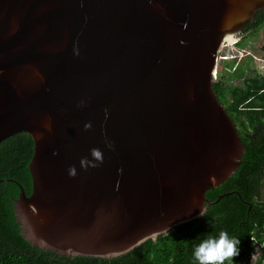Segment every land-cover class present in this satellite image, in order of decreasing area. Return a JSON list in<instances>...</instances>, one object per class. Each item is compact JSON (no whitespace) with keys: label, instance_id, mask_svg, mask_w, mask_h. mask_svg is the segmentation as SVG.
<instances>
[{"label":"water","instance_id":"obj_1","mask_svg":"<svg viewBox=\"0 0 264 264\" xmlns=\"http://www.w3.org/2000/svg\"><path fill=\"white\" fill-rule=\"evenodd\" d=\"M264 0H0V143L27 132L33 246L113 258L207 211L242 163L213 88ZM248 35V34H247Z\"/></svg>","mask_w":264,"mask_h":264},{"label":"trees","instance_id":"obj_2","mask_svg":"<svg viewBox=\"0 0 264 264\" xmlns=\"http://www.w3.org/2000/svg\"><path fill=\"white\" fill-rule=\"evenodd\" d=\"M262 11L246 25L247 34L264 26ZM246 34V35H247ZM245 47V36L238 42ZM249 57L231 64L216 76L213 88L237 125L245 146L242 163L221 186L210 189L211 201L205 215L177 225L169 234L150 238L126 254L101 258L64 256L37 248L21 234L13 200L21 187L29 195L32 179L29 163L34 140L27 132L16 133L0 143V264H196L194 245L208 236L224 231L240 240V252L233 264H251L252 255L261 248L254 264H264V74ZM225 62V60H220ZM241 80L236 83L235 81ZM227 264V262H226Z\"/></svg>","mask_w":264,"mask_h":264},{"label":"rangeland","instance_id":"obj_3","mask_svg":"<svg viewBox=\"0 0 264 264\" xmlns=\"http://www.w3.org/2000/svg\"><path fill=\"white\" fill-rule=\"evenodd\" d=\"M240 40L220 53L221 56H224L222 58H224L223 60H225V62H221L220 60L222 59L219 60L216 76H219L228 65H236L239 62L247 60L249 57L252 58V65L264 74V26L258 31L251 32L245 36V47H240L238 45ZM235 82L238 83L241 82V80L237 79ZM260 252L261 248L258 247L257 251L252 255L251 264H254Z\"/></svg>","mask_w":264,"mask_h":264},{"label":"clouds","instance_id":"obj_4","mask_svg":"<svg viewBox=\"0 0 264 264\" xmlns=\"http://www.w3.org/2000/svg\"><path fill=\"white\" fill-rule=\"evenodd\" d=\"M206 213L201 208L200 215ZM240 240L229 237L227 232L222 231L219 237L208 236L194 245L193 258L196 264H233V257L238 256Z\"/></svg>","mask_w":264,"mask_h":264},{"label":"flooded vegetation","instance_id":"obj_5","mask_svg":"<svg viewBox=\"0 0 264 264\" xmlns=\"http://www.w3.org/2000/svg\"><path fill=\"white\" fill-rule=\"evenodd\" d=\"M259 11H262L261 12V15L263 14V16H264V9H261V10H259ZM259 11H257V12H259ZM256 12V13H257ZM256 15V14H255ZM255 18V17H254ZM250 22H255L254 20L253 21H250ZM248 24V23H247ZM246 29V27L243 29V31H242V33H240L239 34V37H240V39H242L243 38V36H246V34L249 32V31H247V30H245ZM28 195V194H27ZM30 195V194H29ZM18 227H20L19 225H18Z\"/></svg>","mask_w":264,"mask_h":264},{"label":"built area","instance_id":"obj_6","mask_svg":"<svg viewBox=\"0 0 264 264\" xmlns=\"http://www.w3.org/2000/svg\"><path fill=\"white\" fill-rule=\"evenodd\" d=\"M222 57H224V56H221V55H220V59H224V58H222ZM220 59H219V60H220ZM216 74H217V73H216Z\"/></svg>","mask_w":264,"mask_h":264}]
</instances>
